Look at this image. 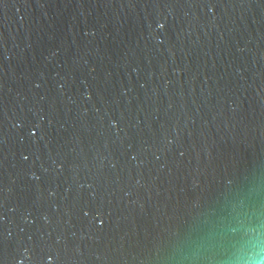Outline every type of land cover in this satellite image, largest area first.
Wrapping results in <instances>:
<instances>
[{
  "label": "water",
  "instance_id": "water-1",
  "mask_svg": "<svg viewBox=\"0 0 264 264\" xmlns=\"http://www.w3.org/2000/svg\"><path fill=\"white\" fill-rule=\"evenodd\" d=\"M0 264H264V0H0Z\"/></svg>",
  "mask_w": 264,
  "mask_h": 264
}]
</instances>
